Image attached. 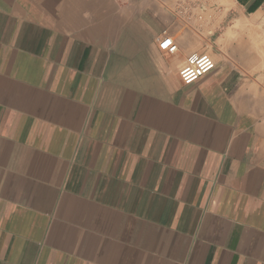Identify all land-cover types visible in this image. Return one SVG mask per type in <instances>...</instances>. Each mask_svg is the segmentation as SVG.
<instances>
[{"label":"crops","instance_id":"crops-1","mask_svg":"<svg viewBox=\"0 0 264 264\" xmlns=\"http://www.w3.org/2000/svg\"><path fill=\"white\" fill-rule=\"evenodd\" d=\"M0 264H264V0H0Z\"/></svg>","mask_w":264,"mask_h":264},{"label":"built area","instance_id":"built-area-1","mask_svg":"<svg viewBox=\"0 0 264 264\" xmlns=\"http://www.w3.org/2000/svg\"><path fill=\"white\" fill-rule=\"evenodd\" d=\"M159 49L173 54L177 52L178 46L175 39L170 35H162L158 42ZM215 68V62L210 54L206 52H191L178 70L180 81L189 85L198 81Z\"/></svg>","mask_w":264,"mask_h":264},{"label":"rangeland","instance_id":"rangeland-1","mask_svg":"<svg viewBox=\"0 0 264 264\" xmlns=\"http://www.w3.org/2000/svg\"><path fill=\"white\" fill-rule=\"evenodd\" d=\"M207 45H209V46H210V44H207ZM201 51H202V52H203V51L205 52L206 50H205V49H201ZM201 51H200V52H201Z\"/></svg>","mask_w":264,"mask_h":264}]
</instances>
